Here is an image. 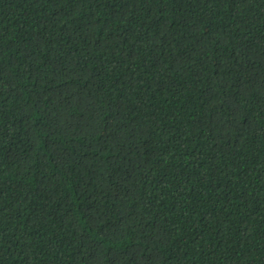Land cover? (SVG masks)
<instances>
[{"label":"trees","instance_id":"16d2710c","mask_svg":"<svg viewBox=\"0 0 264 264\" xmlns=\"http://www.w3.org/2000/svg\"><path fill=\"white\" fill-rule=\"evenodd\" d=\"M0 264H264V0H0Z\"/></svg>","mask_w":264,"mask_h":264}]
</instances>
